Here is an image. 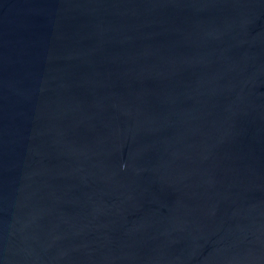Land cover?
<instances>
[{
	"label": "water",
	"instance_id": "1",
	"mask_svg": "<svg viewBox=\"0 0 264 264\" xmlns=\"http://www.w3.org/2000/svg\"><path fill=\"white\" fill-rule=\"evenodd\" d=\"M0 264H264V0H0Z\"/></svg>",
	"mask_w": 264,
	"mask_h": 264
}]
</instances>
